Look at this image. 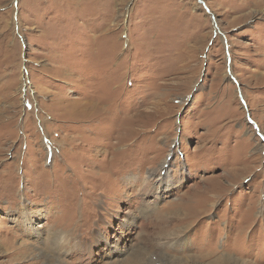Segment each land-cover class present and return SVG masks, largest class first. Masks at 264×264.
Listing matches in <instances>:
<instances>
[{
    "label": "rangeland",
    "instance_id": "1",
    "mask_svg": "<svg viewBox=\"0 0 264 264\" xmlns=\"http://www.w3.org/2000/svg\"><path fill=\"white\" fill-rule=\"evenodd\" d=\"M0 264H264V0H0Z\"/></svg>",
    "mask_w": 264,
    "mask_h": 264
},
{
    "label": "bare ground",
    "instance_id": "2",
    "mask_svg": "<svg viewBox=\"0 0 264 264\" xmlns=\"http://www.w3.org/2000/svg\"><path fill=\"white\" fill-rule=\"evenodd\" d=\"M95 107L96 108H92V109H89L90 107H88V108H83V109H81V111H79L80 112V114L78 115V117H80V116H94L95 115V112H98L97 111V109H98V107L95 105ZM106 111V110H105ZM146 185L147 186H149V183L148 182H146ZM23 214V219H24V221H26V224H28V223H30V222H28V218H30V213L28 212V210H27V208L26 207H24L23 209H22V211H21V215ZM29 228V227H28ZM34 235L36 234V235H40L41 233H39L38 231H36V230H34V228H30L29 229ZM55 234H57L56 236H58L56 239H60L61 241H63V242H66V237H64V236H62V235H60V234H58V233H55ZM54 237V236H53ZM52 238V237H51ZM55 239V240H56ZM22 247V246H21ZM9 249H11V248H9ZM15 249V248H14ZM15 252V251H14ZM41 254V252H39V255ZM13 260H14V258H13ZM12 260V261H13ZM35 263V262H34Z\"/></svg>",
    "mask_w": 264,
    "mask_h": 264
}]
</instances>
